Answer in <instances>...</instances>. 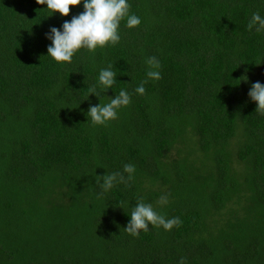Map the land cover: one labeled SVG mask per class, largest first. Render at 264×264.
Returning <instances> with one entry per match:
<instances>
[{
  "label": "trees",
  "instance_id": "16d2710c",
  "mask_svg": "<svg viewBox=\"0 0 264 264\" xmlns=\"http://www.w3.org/2000/svg\"><path fill=\"white\" fill-rule=\"evenodd\" d=\"M127 2L141 23L121 19L115 46L57 62L46 34L84 0L68 16L0 0V264H264V115L249 96L264 31L248 29L264 0ZM121 90L130 104L94 126L90 106ZM125 164L134 178L98 198L96 176L127 177ZM138 199L181 225L129 235Z\"/></svg>",
  "mask_w": 264,
  "mask_h": 264
},
{
  "label": "clouds",
  "instance_id": "9594fccd",
  "mask_svg": "<svg viewBox=\"0 0 264 264\" xmlns=\"http://www.w3.org/2000/svg\"><path fill=\"white\" fill-rule=\"evenodd\" d=\"M40 5H47L53 13L59 12L63 16H68L71 6L81 4V0H37ZM85 11L79 16L73 17L71 22L65 21L63 24V32L56 27H52L47 33L48 39L53 41L48 47V55L57 62H71L73 55L77 50L86 47L89 51H95L97 46H115L119 40L117 29L118 25L124 17L127 16V27L133 28L141 23L136 15H128L130 5L127 0H84ZM255 28L256 32L264 31V17L257 13H253L248 23V29L251 31ZM148 67L147 77L149 79L159 80L161 73L159 71L161 65L156 57H149L146 61ZM116 78V73L108 68L102 69L99 73V84L105 90L112 88ZM246 80V79H245ZM143 81L136 88V93L143 95L145 93ZM97 94L95 87L90 89V94ZM252 100L258 102L256 111L260 115H264V85L256 82L252 85L249 92ZM99 97V96H98ZM130 104V95L127 91L121 90L115 98L107 104H99L98 106H90L87 112L88 119L91 118L92 124L107 125V123L117 117L118 110L121 107ZM135 166L132 164L124 165V173L114 172L107 173L103 176H96V184L100 186L102 191L98 194V198L102 197L106 192L114 187L117 183L125 185L131 181ZM101 181H103L101 183ZM160 203H167V198L162 197ZM182 221L179 217L166 219L163 215L158 214L151 204L144 203L143 199H138L136 206L131 212V219L124 230L133 237L140 235V230L147 231L149 224L155 227L162 226L166 231H170L173 227H179ZM180 264H184V258H181Z\"/></svg>",
  "mask_w": 264,
  "mask_h": 264
}]
</instances>
